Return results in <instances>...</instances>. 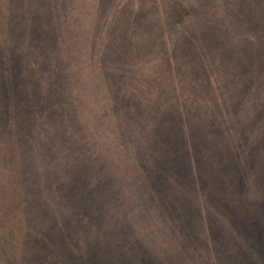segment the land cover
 Instances as JSON below:
<instances>
[{
  "label": "trees",
  "instance_id": "16d2710c",
  "mask_svg": "<svg viewBox=\"0 0 264 264\" xmlns=\"http://www.w3.org/2000/svg\"><path fill=\"white\" fill-rule=\"evenodd\" d=\"M263 47L264 0H0V264H173L194 127L250 124Z\"/></svg>",
  "mask_w": 264,
  "mask_h": 264
},
{
  "label": "rangeland",
  "instance_id": "374dc122",
  "mask_svg": "<svg viewBox=\"0 0 264 264\" xmlns=\"http://www.w3.org/2000/svg\"><path fill=\"white\" fill-rule=\"evenodd\" d=\"M257 57L250 124L194 127L191 147L198 167L194 202L186 206V228L172 254L173 264H264V47ZM16 128V145L8 141L15 140L8 138L11 133H5L8 147L17 146L14 158L22 162L38 158L30 148L44 144L48 127ZM3 157L9 155L0 154ZM98 220L48 217L44 224L48 233H54V241L62 237L63 227L76 229L92 243Z\"/></svg>",
  "mask_w": 264,
  "mask_h": 264
}]
</instances>
